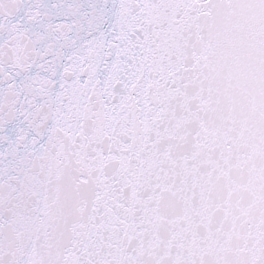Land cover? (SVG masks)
Returning a JSON list of instances; mask_svg holds the SVG:
<instances>
[{
    "label": "snow or ice",
    "instance_id": "obj_1",
    "mask_svg": "<svg viewBox=\"0 0 264 264\" xmlns=\"http://www.w3.org/2000/svg\"><path fill=\"white\" fill-rule=\"evenodd\" d=\"M0 264H264V0H0Z\"/></svg>",
    "mask_w": 264,
    "mask_h": 264
}]
</instances>
